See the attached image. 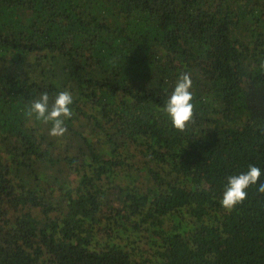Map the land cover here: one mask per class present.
<instances>
[{
	"label": "trees",
	"instance_id": "1",
	"mask_svg": "<svg viewBox=\"0 0 264 264\" xmlns=\"http://www.w3.org/2000/svg\"><path fill=\"white\" fill-rule=\"evenodd\" d=\"M183 72L180 132L161 108ZM61 91L52 137L28 113ZM261 183L264 0H0V264H264Z\"/></svg>",
	"mask_w": 264,
	"mask_h": 264
},
{
	"label": "clouds",
	"instance_id": "2",
	"mask_svg": "<svg viewBox=\"0 0 264 264\" xmlns=\"http://www.w3.org/2000/svg\"><path fill=\"white\" fill-rule=\"evenodd\" d=\"M193 80L188 72L181 73L175 86L166 99L161 111L166 114L172 127L177 131L183 132L188 123L193 120L195 105L193 103L194 94L192 91ZM73 104V97L69 91H61L49 106V95L47 92L40 94L39 98L34 99L29 109V115H35V118L44 124H50L49 135L59 137L67 131L65 121L73 116V110L70 107ZM261 176V170L255 165H248L245 172L227 177V184L220 201L222 207L226 210H232L237 205L242 204L247 198V189L256 185ZM259 193L264 194V183H261L257 189Z\"/></svg>",
	"mask_w": 264,
	"mask_h": 264
},
{
	"label": "rangeland",
	"instance_id": "3",
	"mask_svg": "<svg viewBox=\"0 0 264 264\" xmlns=\"http://www.w3.org/2000/svg\"><path fill=\"white\" fill-rule=\"evenodd\" d=\"M123 178H127V177H123ZM177 216H178V215H176V217H175L171 222L165 223V224H164L165 227L173 226L174 223H176L177 225H179V224H180V221L177 219ZM133 219H134V220H138V217H134ZM142 227H145V224H142ZM146 227H147V225H146ZM146 231H147V233L150 234V235L153 234V233H152L150 230H148V229H147ZM145 248L148 249V246L146 245Z\"/></svg>",
	"mask_w": 264,
	"mask_h": 264
}]
</instances>
